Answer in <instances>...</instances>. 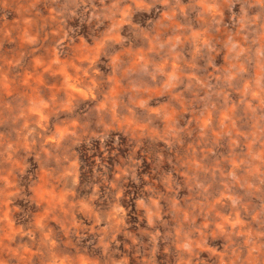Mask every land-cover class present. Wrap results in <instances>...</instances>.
<instances>
[{
	"label": "clouds",
	"instance_id": "1",
	"mask_svg": "<svg viewBox=\"0 0 264 264\" xmlns=\"http://www.w3.org/2000/svg\"><path fill=\"white\" fill-rule=\"evenodd\" d=\"M0 264H264V0H0Z\"/></svg>",
	"mask_w": 264,
	"mask_h": 264
}]
</instances>
